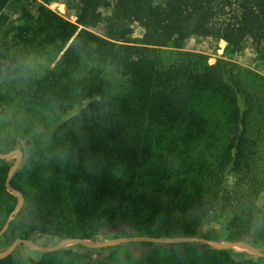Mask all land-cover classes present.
I'll return each mask as SVG.
<instances>
[{"label":"trees","instance_id":"trees-1","mask_svg":"<svg viewBox=\"0 0 264 264\" xmlns=\"http://www.w3.org/2000/svg\"><path fill=\"white\" fill-rule=\"evenodd\" d=\"M11 1L0 0V13ZM115 14L111 40L49 10L6 28L15 40L0 47V81L18 88L33 118L45 112L51 124V145L29 148L23 191L32 210L21 219L33 228L69 223L83 232L169 238L196 237L203 217L227 207L252 216L264 182L252 163L264 142V87L234 82L222 62L160 71L127 38L133 24L149 48L211 28L234 49L264 48V0H122ZM48 44L65 47L61 72L25 76L28 47ZM85 59L118 75L79 84L74 75ZM135 245L161 250L143 264H232L231 252L204 244Z\"/></svg>","mask_w":264,"mask_h":264},{"label":"rangeland","instance_id":"rangeland-1","mask_svg":"<svg viewBox=\"0 0 264 264\" xmlns=\"http://www.w3.org/2000/svg\"><path fill=\"white\" fill-rule=\"evenodd\" d=\"M122 0H12L9 6L0 13V47H6L15 40V32L6 28L10 21L15 24L25 21L34 22L38 17L51 11L62 19L75 24L78 29H86L96 36L111 40L113 31L111 23L116 19L115 8ZM96 5L95 11H90ZM21 25V24H20ZM143 29L133 24V33L127 38V44L136 48L142 47L140 55L150 58L156 68L166 71L172 65L195 63L196 69L206 64L213 66L218 62L224 63L232 70L231 79L240 85H249L258 90L264 87V48L246 43L237 50L230 47L224 40H218L211 28L200 29L186 35L184 41L145 47L141 44ZM14 46L12 51L17 50ZM65 47L57 44L45 46H29L23 59L22 72L35 80L48 78L62 70V56ZM81 70L74 75L79 84L90 82L94 77L114 79L118 71L110 64L101 66L90 60L82 62ZM86 83V84H87ZM264 96V92H261ZM26 101L21 98L18 88L8 89L0 81V153L8 154L14 150L21 151V161L11 176L10 186L22 195L23 204L18 213L11 220L9 227L0 237V253L7 250L16 239H31L41 247H51L67 238H80L86 241L103 242L116 236L98 228L94 232H83L78 226L64 224L56 229L45 223L33 228L25 217H21L32 210L29 196L23 191L27 185L25 167L29 158V148L44 151L51 145L49 130L51 124L45 122L46 113L35 117L27 111ZM61 114V113H60ZM69 118L73 112L66 115ZM220 149V148H219ZM212 160V159H211ZM16 161V156L0 159V231L9 216L19 204L18 198L8 192L5 186L6 178ZM252 163L262 173L264 179V142L255 145ZM250 212L240 215L237 209L227 207L207 218H202L197 227L196 237L217 242L245 241L257 251L264 253V182L258 196V202ZM16 220V223L11 224ZM32 233L29 234V230ZM92 235V236H89ZM92 238V239H90ZM136 243L121 244L114 247L88 249L80 245H65L58 251L41 253L19 245L8 255L0 259V264H87L93 258L96 264H143L144 261L161 251L153 247L142 248ZM193 244V243H191ZM200 244V243H195ZM198 248V245L197 247ZM232 253V264H264V258L257 257L241 248L227 249Z\"/></svg>","mask_w":264,"mask_h":264},{"label":"water","instance_id":"water-1","mask_svg":"<svg viewBox=\"0 0 264 264\" xmlns=\"http://www.w3.org/2000/svg\"><path fill=\"white\" fill-rule=\"evenodd\" d=\"M16 156V161L14 165L11 168V171L9 175L6 178L5 186L8 192L13 193L19 201L18 206L16 207L15 211L9 216L8 220L6 221L4 227L0 231V237L2 234L6 231V229L9 227L11 220L14 218V216L18 213L20 210L23 199L22 195L19 194L16 190H14L10 186V180L12 174L17 169L18 165L21 161V151L20 150H14L11 153L4 154L0 153V159H7L12 156ZM128 243H154V244H176V243H200L204 245H208L213 249L216 250H227L232 248H241L243 250L248 251L249 253L264 258V253L257 251L255 248H253L249 243L245 241H231V242H217L209 239H204L200 237H169V238H156V237H150V236H125V237H117L113 239H109L107 241L103 242H93V241H86L84 239L80 238H67L59 241L57 245L51 246V247H41L39 245H36L34 242L28 240V239H16L10 247L5 250L4 252L0 253V259L8 255L13 249H15L19 245H24L25 247L41 252V253H51L60 250L65 245H80L82 247L88 248V249H100L104 247H114L121 244H128Z\"/></svg>","mask_w":264,"mask_h":264}]
</instances>
